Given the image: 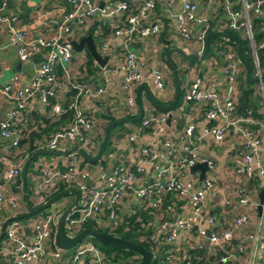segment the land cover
Listing matches in <instances>:
<instances>
[{"label": "built area", "instance_id": "built-area-1", "mask_svg": "<svg viewBox=\"0 0 264 264\" xmlns=\"http://www.w3.org/2000/svg\"><path fill=\"white\" fill-rule=\"evenodd\" d=\"M66 3V12L48 18L46 25L49 30L53 29L48 36L42 33L28 35L19 27L15 14L0 13V28L7 34L17 60L32 64V76L26 84L20 85L18 76L12 75L0 86V96L9 104L0 120V138L11 148L10 152L1 157L4 170L0 177V214L5 211V219L10 218L0 240L3 264H44L46 258L54 259L58 263L64 260L65 264H106L102 251L92 241L83 239L73 247L72 253L68 254L66 251L64 255L54 246L56 219L63 210L61 207L65 208L70 201L63 199L59 202L58 199L34 215L13 218L22 213L19 211L21 207L24 212L26 209L22 192H15L12 188L16 178L20 176L22 160L14 162L10 155L16 152L24 134L36 129L30 115L37 110L35 102L44 109L51 97L54 101L49 105L46 115L57 116L64 111L63 94L70 89H76L68 104V108L73 111L71 121L66 126L53 130L42 140V145L47 150H58L66 144L70 147L77 145L85 150L88 146L97 151L100 143L97 139L100 117L96 114L104 109L99 105L82 108L79 106L80 98L87 95L105 96V75L122 71L119 87L125 94L124 105L116 110V117L136 116L137 104L133 89L145 75L139 72L137 59L130 48L131 34H136L138 38L156 37L161 31L162 22L159 18L153 19L156 0H103L101 7H98V0H66ZM214 5L222 13L220 16L214 15L213 20L212 12L211 19L198 13L197 0H181L180 8L173 15L174 29L181 40L193 37L197 54L203 50L209 31L243 30L250 42L254 76L258 78V104L263 112L260 130L249 127L254 123L250 111H246L243 116L235 114L237 76L242 66L236 58L235 49L224 44L222 49L216 51L223 63L225 83L222 90L206 87L202 76L197 72L190 73V80L183 89L182 101L193 103L202 110L206 120L214 122L212 125H204L196 137L193 134V124H186L182 130L172 133L165 126L166 118L172 116L171 111L156 112L148 103V97L143 95L139 96L142 115L137 120L138 123L131 122L129 131L124 133L128 144L137 143L143 133L148 134L146 143L134 150L138 156L135 165L123 161L107 165L109 160L106 159L112 157L108 153L104 164L96 163L92 167L81 164L83 158L80 155L79 158L62 165L40 161L33 165L36 175L28 185L30 195L27 197L31 206L45 202L60 191L59 186L79 192L77 204L64 222L67 235H75L88 222L111 231L124 218L135 215V222L140 227L148 226L151 229L148 234H141L140 230L138 232L140 239L150 241L155 249L160 250L163 256L161 264H177L179 261L187 263L186 250L189 247L195 252H202L206 258L211 257L206 260L207 264L234 260L231 252L233 250L241 253V242L229 248L225 245L233 238L234 231L247 225L248 216L241 213L231 220L230 225L221 227L219 218L204 206L206 198L214 195L213 177L205 175L200 180H191L186 179L184 174L197 162H204L208 171L214 168L213 159L198 155L196 139L207 136L221 141L231 130L239 144V152L231 158L233 171L244 178L257 177L262 191L260 208H263L264 85L262 79H259L262 67L251 39L250 14L262 19V39L258 47L264 48V0H218ZM130 7H133L134 12L126 16V24L120 27L118 22L125 11H130ZM94 20L111 29V33L100 41L98 47L95 46L99 55H107L109 42L116 36L122 37L115 65L106 66V61L97 68L101 81L97 88L92 83H77L70 71L74 57L72 40L75 35H84ZM99 28L100 25L96 26L93 35H99ZM149 76L156 95L165 93L160 71L153 69ZM241 191L237 203L246 209L253 207V196L250 192ZM225 204H229V200ZM141 213L147 216L145 222L140 216ZM262 226L264 217L259 218L255 234L244 233L246 239L260 241V254L254 264H264ZM181 232L193 234L197 241L191 246H188L187 240H184L186 246L178 245L176 240ZM130 259H135L137 263L139 257L135 254Z\"/></svg>", "mask_w": 264, "mask_h": 264}, {"label": "crops", "instance_id": "crops-1", "mask_svg": "<svg viewBox=\"0 0 264 264\" xmlns=\"http://www.w3.org/2000/svg\"><path fill=\"white\" fill-rule=\"evenodd\" d=\"M102 1L103 0H98V3H102ZM217 1L218 0H197L199 5L198 13L201 16L210 19L212 15L214 20L216 16H220L222 13L221 9L215 8L214 4H216ZM180 2L181 0H156L153 19L159 18L162 22L161 31L156 37L138 38L136 34H131L132 43L130 45V48L132 49L137 59L136 62L139 72L145 75L144 79L141 82L134 85L133 92L135 93L136 88L144 84L161 104L170 103L175 92V86L170 67L167 66L168 61L166 59V51L170 48H180L186 53H196L198 51L197 45L193 41V37L187 40H181L174 29L175 23L173 15L175 11L180 8ZM67 9L68 5L66 3V0H0V13L7 12L15 14L18 19L19 27L28 35H36L38 33H42L47 36L50 35L53 29L49 30L46 25L48 18L57 17L61 13L66 12ZM210 12H212L211 15ZM92 24L93 22H91L89 28L92 26ZM118 24L120 27H123L125 25L123 22V17L120 18ZM109 32L111 33V29L108 28V33ZM162 34L164 35L162 36ZM85 35H87V32L82 36L75 35L72 42L79 41ZM94 37L95 36H92L94 45L97 48L100 41L105 37L101 40L99 37V40L97 41L94 39ZM121 41L122 37L116 36L109 42L108 49L106 51L107 55L103 54L107 56L106 66L115 65V57L118 54V48L121 45ZM166 41L169 42L170 46L165 51L164 47L168 45ZM73 50L74 57L71 62L70 71L72 75L78 77L79 79L81 76H85L82 72V69L84 62L87 59L88 53L84 47L79 50H75L73 48ZM170 57L174 61L176 67L182 73L181 75L183 81L181 87H183V89L190 80V73L197 72L202 76L203 84L206 87H209L210 89H214L216 91L222 90L225 83V78L222 74L223 63L220 56L215 50H213L209 56H206L204 60L198 61L196 63L185 62L176 52H172L170 54ZM92 62L96 66V68H99L94 59H92ZM153 69L159 70L164 80L166 91L161 95H156L155 91L153 90L152 79L151 76H149L150 72ZM95 73L96 75H94L91 79L90 77L88 79H85V81L89 84L92 83L94 87L97 88L101 84V81L98 77V72ZM12 75L18 76L20 85L26 84L32 76V64L30 62H20L17 60L14 54V50L9 44L7 34L3 29L0 28V86L4 84ZM122 75V71H117L116 74L105 75L107 87V93L105 96L87 95L80 98L79 106H81L82 108L99 105L104 109L103 112L96 114L98 117H100V124L97 129L98 142L101 139L103 129L107 123V116L112 115L116 118V110L122 108V105H124L125 94L120 90L119 87ZM82 80H84L83 77ZM256 87V91L259 92ZM138 95L140 97L143 95L147 96L145 89L141 88ZM38 106L39 105L35 102V109L37 110H35L36 112H34L36 116H38L39 114L44 115L46 112L41 106ZM8 107V102H6L0 96V120L3 118ZM174 107L171 109H165L170 110L172 113L169 125L165 124V126L169 130H172V133H176L182 130V128H184L186 124H193V134L196 137L204 125H212L214 123L213 121L206 120L203 117L202 110L195 106L193 103L182 101L177 107ZM258 112L259 114H261V117L258 120L254 119V124L256 125L253 130H260V123L262 122L263 117V112L260 106L258 107ZM32 121L34 123L36 122V120H34V117L32 118ZM130 125L131 123L124 124V127L127 130L124 131L123 129L119 128L115 130V132L109 139V151L107 153L111 154L113 158L111 157L110 159H106L109 160L107 165H114L115 162L118 161H123L129 165H135L136 158L138 156L134 152V150L143 146L144 143H146V141L149 139V137L148 134L143 133L144 135H142V138L138 140L137 143L128 144L125 141L124 133L129 131L131 127ZM42 140L44 139L40 138L32 142V145L36 147V151L47 150L42 145ZM195 144L197 146V153L200 157L213 159L214 161V168L210 171L206 170L204 172V176L211 175L215 183L214 195L208 196L206 198V200L204 201V206L219 218V225H221V227L230 225L231 220L241 213H245L248 216L247 225H244L241 229L234 231L233 238L229 241L230 245H225L226 248H229V246H234L236 243L241 242L243 244L241 253L239 254L238 251L233 250L231 252L234 254V260H229L223 263L215 261V264H247L248 262H252L254 264L255 262H257L260 254V241L246 239L244 237V233L249 232L251 234H255L257 232L256 226L259 218L264 217V204L263 208H257L258 193L261 190L259 181L257 179L256 181L253 180L254 176L251 178H244L234 173L231 158L234 154H237L239 152V144L235 133L231 130L228 131L225 138L221 141H217L212 139L211 137L204 136L200 139H196ZM26 147L27 144L21 146V150L18 155L25 156ZM68 148H70V146L65 144L63 145L61 150H66ZM85 148L91 155H94L96 153V151L92 150L88 146ZM10 151L11 148L8 147L7 142L0 138V177L3 176L4 170V165L2 163L1 157ZM75 158H79V154L68 153L64 155H36L35 160L32 162L29 170L27 171L28 184L36 175V171L33 168V165L36 162L40 161L62 165L63 163L70 162ZM101 159H103V156L101 157ZM81 164L89 165L87 163H84L83 160H81ZM184 176L186 179L200 180L199 170L190 172L188 169ZM241 190L250 192V194L253 196L255 200V205L253 207L246 209L237 203V199L242 193ZM71 199L72 198L70 197L67 201H71ZM226 200H229V204H225ZM19 211L24 213V209L22 207ZM6 217L7 212L3 211L0 214V223H2ZM263 229L264 228H262V231ZM184 240H187L188 246H191L192 243L197 241V238H195L193 234L181 232L178 236V239L176 240V243L178 245H185ZM192 251L193 250L190 249V247L186 250V260H188ZM178 260H180V258ZM3 262L4 258L0 254V264H3ZM44 264H65V261L60 260V262L58 263L54 259L46 258Z\"/></svg>", "mask_w": 264, "mask_h": 264}, {"label": "trees", "instance_id": "trees-1", "mask_svg": "<svg viewBox=\"0 0 264 264\" xmlns=\"http://www.w3.org/2000/svg\"><path fill=\"white\" fill-rule=\"evenodd\" d=\"M130 6H131V4H130ZM133 12H134L133 7H130V11L127 10L122 14L124 24H126L124 21L126 16H128L130 13H133ZM261 22H262L261 17H259L257 15H251L250 14L251 39H252V42L254 44L257 60H258L260 66L263 65L262 66V69H263L264 68V48L258 47V44L260 43V41L262 39V34L260 31ZM98 25H100V28H99L100 33L96 37L95 35H93V30ZM86 32H87V34H91L92 36H95L94 39L96 41L99 40L98 39L99 37L101 40L107 34H109L108 28L104 25L102 26L101 23H99L95 20L93 21L92 26ZM224 32L231 33L240 41L241 54L248 64L250 76L253 77L254 76V65H253L252 56H251L250 42L247 39V37L244 35L243 30L238 29L235 31H231V30L225 29ZM163 35L164 34H162V36ZM166 42L168 45H166L164 47L165 51L170 46L169 42L168 41H166ZM224 44L230 45L233 49H235V44L232 43L230 40L214 38L211 41V46H210V49H209L206 56H209L213 50L217 51V50L222 49ZM167 66L169 67L168 63H167ZM82 72L84 73L85 76H81L79 79H78V77H75V81L77 83H80V84H84V83L88 84V82H86L85 79H88L89 77L91 79L94 75H96L95 72H98V70H97L96 66L93 64L92 59L89 56V54H87V59L84 62ZM176 72H177L179 82H180V86H181L182 81H183L182 75H181L182 73L179 71V69L177 67H176ZM82 77L84 78V80H82ZM237 83H238V96H237V103L235 106V114L239 115V116H243V115H245L246 111H250V117L253 120L254 119L258 120L261 117V114H259V112H258V107H259L258 102L260 99V94L255 89L257 82L247 81L244 78L243 69L241 67L240 73L237 76ZM262 83L264 85V77L262 78ZM256 88L258 89V86ZM75 93H76V89H70L69 91H66L63 94L64 101L62 102V106H63L64 111L57 116L49 117L46 115V113L44 115L39 114L38 116H36V114H35L36 111L30 113L32 118L34 117V120H36V122L34 123L36 129L31 130L28 133L24 134L23 138L19 141L18 148H17L16 152L11 153V155H10L11 159L14 162L22 160V164H23L26 161V159L28 157H30L36 151V149H35L36 147L32 145L33 141L38 140L40 138L41 139L47 138L48 135L53 130H55L59 127L66 126L71 121L73 111L70 108H68V104H69V100L75 95ZM182 93H183V87H181V91H180V94L178 97V102L176 103L175 107H177L180 104V102H182ZM53 101H54V99H52L51 97L48 98V105H46L44 108L45 112L48 110L49 105L51 103H53ZM147 101L151 106H153V108L155 109L156 112L166 111L165 109H162V108L154 105L148 98H147ZM114 119H117V117L115 118L112 115L111 116L108 115L106 125L108 123H110L111 121H113ZM136 123H138V121L133 122V124H136ZM120 125H122V124H120ZM255 125L256 124H254V123L251 124L250 128H252V129L255 128ZM109 135H110V133H109ZM109 135H108V140H107V143H106L103 155H102L103 159H100L97 162H93L92 164H96V163L104 164V160L106 159L107 152L109 151V143H110ZM26 144H27V147L25 149V152H26L25 156L24 155L23 156L18 155L20 153L21 146L26 145ZM35 158H36V156L31 159V161L28 163V165L26 167V171H25V185H26L27 197L30 195V192L28 190L29 184H28V178H27V171L29 170V167L31 166V164L35 160ZM83 160L86 161L85 159H83ZM86 162H88V161H86ZM88 163H90V162H88ZM256 179H257V177L254 176L253 180L256 181ZM13 185H14V187L12 186L13 190L15 192L21 193L20 176H18L16 178L15 184H13ZM63 188H64V186H59L58 189L62 190ZM21 196L23 197L22 194H21ZM140 216H141L142 220H144V222H145L147 219L146 214L141 213ZM83 227L84 228H86V227L94 228L99 232L109 233L111 235H115L118 237H122V238H125L128 240H131L133 242L139 243L145 249L153 252V258H152L150 264H161V261L163 260V256H162L160 250L155 249L154 244H152L148 240L140 239V234H139L138 230H140L141 234H148V233H150L151 229L148 226L147 227H140V224L135 222V215L124 218L122 220V222L111 231L97 227L92 222H88V223L84 224ZM94 244L102 251V253L104 255V261L106 264H125L126 262H128V264H136L135 259H130L133 255H135L131 251H128L126 249H122L119 247H115V246H110V245L105 246V245H101L99 243L97 245L96 241L94 242ZM219 254H221V252ZM210 258L211 257L206 258L202 252L192 251L187 263L184 261H179L177 264H207L206 260L210 259ZM210 261H213V259H211Z\"/></svg>", "mask_w": 264, "mask_h": 264}, {"label": "water", "instance_id": "water-1", "mask_svg": "<svg viewBox=\"0 0 264 264\" xmlns=\"http://www.w3.org/2000/svg\"><path fill=\"white\" fill-rule=\"evenodd\" d=\"M101 5H102V3H99L98 7H101ZM214 38L227 39V40H230L232 43L235 44L236 58L243 68L244 78L250 82H257L258 78L255 76L251 77L249 74L248 64L241 54L240 41L231 33L223 32V31H209L206 34L204 47H203V50L200 54L186 53L180 48L168 49L166 51V59H167L168 64H169L171 75H172L174 86H175V92H174V96H173V99L171 100V102L168 104H161L155 98V96L151 93V91L148 90L147 87L143 84V85L139 86L138 88H136L135 94H134L135 95V101L137 104L136 116H134L132 118L121 117V118L114 119L113 121L108 123L103 130L99 146H98L97 151L94 155H91L85 149H83L82 147H78L77 145H73L66 150H61V149H58V150H39V151L34 152L30 157H28L26 159V161L22 164L21 169H20V185H21V192L23 194V201H24L26 211L24 213H21L15 217H13V218L14 219H21V218L28 217L30 215H34L35 213H38L45 208H48L51 204H53L58 199L65 197V196H71L72 200L59 213V215L56 219V224H55L53 244L56 248H58L62 251V255H64L66 251L73 248L77 243H79L84 238L90 237L101 245L115 246V247H119V248L126 249L128 251L133 252L134 254H136L139 257V260L137 261L136 264H150V262L153 258V252L145 249L139 243L133 242L131 240H128V239H125L122 237H118V236H114V235H110L107 233H102V232H99L96 229L90 228V227H86V228L82 229L81 231H79L78 233H76L73 236L67 235L66 230L64 228V222H65V219H66L68 213L71 211V209L74 206H76L77 201L79 199V192L77 190H74V189H62V190L54 193L53 195H51L42 204L37 205V206H31L30 203L28 202V198L26 195V185H25L26 167H27L28 163L31 161V159L34 158L38 154L64 155V154H68V153H76V154H79L83 159H85L86 161H88L90 163L99 161L103 155V152H104L110 131L116 125L135 122V121L139 120V118L141 117L142 106L140 104L139 95H138L139 90L141 88L145 89L148 99L154 105H156L162 109H171L176 105L180 91H181V86H180L179 78H178V75L176 72V65H175L174 61L171 59L170 54L172 52L178 53L180 55V57L187 63H196L198 61H202L206 57V55L210 49V46H211V41ZM72 47L75 50H79L82 47H84L86 49L87 53L89 54V56L92 59H94V61L100 67L103 66V64L107 61L106 55L100 56L97 53L91 34L85 35L84 37H82L77 42L73 41ZM263 77H264V68L261 72L259 79H262ZM169 122H170V116L166 118L165 124L169 125ZM195 170H199V178L202 179L204 177V172L207 170L206 164L204 162H197L189 168L190 172H194ZM88 184H91V182L88 181ZM261 204H262V191L260 190L258 193V205H257L258 209H260ZM9 220H10V218H7L1 223L0 240L3 237L4 228H5V226ZM125 264H128V263L126 262Z\"/></svg>", "mask_w": 264, "mask_h": 264}, {"label": "rangeland", "instance_id": "rangeland-1", "mask_svg": "<svg viewBox=\"0 0 264 264\" xmlns=\"http://www.w3.org/2000/svg\"><path fill=\"white\" fill-rule=\"evenodd\" d=\"M263 66V65H262ZM261 66V67H262ZM79 76V75H78ZM259 96V95H258ZM122 127V128H121ZM119 128H121V129H123L124 131L125 130H127L125 127H124V125L122 124V125H116V127L110 132V135H109V138H111V136L113 135V133L115 132V130H117V129H119ZM84 161V160H83ZM84 163H87V164H89L88 166L89 167H92V165H95V164H92V163H88V162H86V161H84ZM30 168V167H29ZM68 198L69 197H65V198H61V199H59L58 201L59 202H61L63 199L64 200H68ZM62 209H64V207H61ZM86 240H88V241H92L93 243L95 242L92 238H90V237H88V238H84V241H86ZM97 245H98V243H97ZM72 251H73V248H71V249H69L68 251H67V253L68 254H70V253H72Z\"/></svg>", "mask_w": 264, "mask_h": 264}]
</instances>
